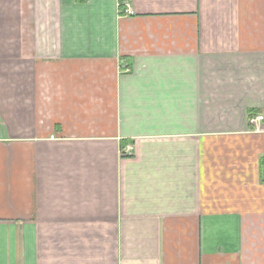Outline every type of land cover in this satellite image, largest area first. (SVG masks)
Returning a JSON list of instances; mask_svg holds the SVG:
<instances>
[{
    "label": "crops",
    "instance_id": "0c3cea01",
    "mask_svg": "<svg viewBox=\"0 0 264 264\" xmlns=\"http://www.w3.org/2000/svg\"><path fill=\"white\" fill-rule=\"evenodd\" d=\"M251 115L264 0H0V264H264Z\"/></svg>",
    "mask_w": 264,
    "mask_h": 264
},
{
    "label": "built area",
    "instance_id": "2783aa9c",
    "mask_svg": "<svg viewBox=\"0 0 264 264\" xmlns=\"http://www.w3.org/2000/svg\"><path fill=\"white\" fill-rule=\"evenodd\" d=\"M125 13L127 15H130V14H132V11L129 8H127L125 10ZM263 120H264V117L261 115H251L249 117V125H250L253 132H261L262 131ZM124 151L126 154H130L131 153V147L125 148ZM263 176H264V170H263Z\"/></svg>",
    "mask_w": 264,
    "mask_h": 264
},
{
    "label": "trees",
    "instance_id": "16d2710c",
    "mask_svg": "<svg viewBox=\"0 0 264 264\" xmlns=\"http://www.w3.org/2000/svg\"><path fill=\"white\" fill-rule=\"evenodd\" d=\"M263 169H264V167H263Z\"/></svg>",
    "mask_w": 264,
    "mask_h": 264
}]
</instances>
